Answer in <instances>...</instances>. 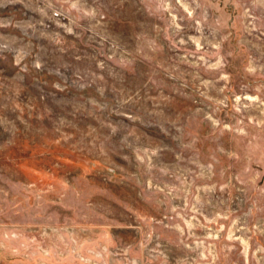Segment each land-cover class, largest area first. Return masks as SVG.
Instances as JSON below:
<instances>
[{
	"label": "rangeland",
	"instance_id": "obj_1",
	"mask_svg": "<svg viewBox=\"0 0 264 264\" xmlns=\"http://www.w3.org/2000/svg\"><path fill=\"white\" fill-rule=\"evenodd\" d=\"M0 264H264V0H0Z\"/></svg>",
	"mask_w": 264,
	"mask_h": 264
}]
</instances>
